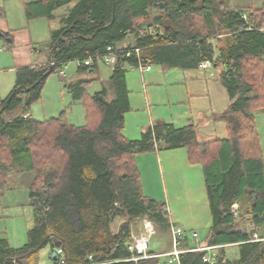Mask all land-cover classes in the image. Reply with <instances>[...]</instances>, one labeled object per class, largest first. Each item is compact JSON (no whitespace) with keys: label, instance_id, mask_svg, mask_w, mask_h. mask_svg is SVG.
<instances>
[{"label":"trees","instance_id":"16d2710c","mask_svg":"<svg viewBox=\"0 0 264 264\" xmlns=\"http://www.w3.org/2000/svg\"><path fill=\"white\" fill-rule=\"evenodd\" d=\"M72 2L66 12L55 13ZM24 9L27 18L46 16L50 21V39L41 44L48 58L15 68L14 89L1 101L0 197L10 187L11 175L31 172L29 198L36 223L21 248L0 239V264H15L22 255L36 264L39 250L47 245H64L59 264H168L164 255L141 257L131 248V229L142 216L159 232L170 229L167 203L144 193L136 157L175 147H185L190 162L203 168L212 214L204 245H218L216 258L223 260L225 247L236 243L240 256L229 258L230 264H264V234L254 240L255 230L247 225L251 221L264 228V160L256 124L257 112L264 111V5L240 8L228 0H31ZM0 39L8 48L14 44L9 30L0 29ZM108 50L117 55L111 65L116 96L107 99L104 90L84 100V123L64 121L62 113L42 120L25 115L41 97L51 72L59 73L70 60H76L80 70L95 69L98 60L106 63L103 54ZM88 58L91 63L85 62ZM205 60L220 70L230 97L228 108L216 115L226 123V137L199 140L195 124L175 128L161 121L140 139L124 136L129 66L190 68ZM82 84L65 82L77 97ZM19 103L23 112L13 114ZM236 202L238 214L233 210ZM117 219L122 221L114 230ZM207 255L208 249H195L180 258L182 264H210L204 260Z\"/></svg>","mask_w":264,"mask_h":264},{"label":"crops","instance_id":"0c3cea01","mask_svg":"<svg viewBox=\"0 0 264 264\" xmlns=\"http://www.w3.org/2000/svg\"><path fill=\"white\" fill-rule=\"evenodd\" d=\"M15 1L17 0L9 3V8L0 10V17L2 15L6 17L9 13L12 15L11 19H7L9 21L6 24L0 25V29L9 30L14 36V44L10 48L7 47L11 52L0 58V70L4 67L14 69V72L16 67L9 64L8 61H11L14 56L16 57L14 49L18 43V38L25 39V48L21 56H26L27 59V62H23L20 66L32 64L33 44L41 46L42 43H46L50 39L49 19L46 16L27 18L24 3L31 0H23L21 3H16L17 5H10ZM72 5L73 2L61 6L55 10V13L62 14ZM61 8L63 10L59 11ZM2 50L0 47V54H2ZM35 51L39 55L45 54L44 58H37L35 63L47 60V47L41 46L36 48ZM148 65H151V67L148 68ZM112 70L111 67L109 77L104 78L97 67L84 71L75 66L70 73L66 74L69 77L67 83L69 81L77 83L84 78L102 79L104 86L95 92L105 90V97L112 99L116 96V90L112 83ZM219 72L218 68L212 69V66L203 67L202 65L190 68L167 66L159 63L129 66L125 72L128 109L124 113V128L122 130L124 136L130 139H140L152 124L161 121L175 128L191 123L195 124L199 140L226 137V123L222 119H218L216 115L228 108L230 97L226 87L220 80ZM14 85L15 78L0 80V104L12 92ZM68 90L72 91L69 88ZM53 108L55 107H45L43 114L48 109L52 110ZM25 115L41 120L46 119L39 118L42 116V111L39 113L38 109H33V107H30ZM83 117L84 120L85 113ZM260 120L264 129V111H259L256 114V124L264 160V135H262ZM136 158L144 193L147 194L145 188H148L150 183L158 185L160 183L165 187L168 194L167 199L164 201L167 203L171 216L170 229L166 231L169 235L170 245L156 252L162 253L173 248L172 226L174 225L184 229L183 244L186 246L185 248L203 246L209 236L212 214L202 165L190 162L185 147L156 148L141 152ZM150 170L152 171L150 172ZM150 174H153V176L148 179ZM32 178L33 174L31 172L11 175L10 187L0 197V239L6 240L8 246L13 249L21 248L28 242V231L36 223V212L29 198L28 185ZM151 197L155 198L154 196ZM139 219L137 218L132 222L131 236H134L137 232L138 225L134 224ZM115 221H118V226L122 219ZM193 231H197L198 241L194 240ZM17 235L18 243L23 241L22 244L12 243L17 241ZM229 246L237 247L234 258H238L240 256L239 244H229L226 247ZM215 249H218V247L210 249L211 251L208 249V256H211L214 252L219 255V252H216ZM52 250L53 248L49 245L41 248L38 252L36 264H59L60 260H53L50 257ZM59 250L61 251V258H63L64 253L61 248ZM147 250L148 252L154 251L149 250V246ZM229 258L231 257L225 253L223 260ZM15 264L32 263L22 255L20 259L16 260Z\"/></svg>","mask_w":264,"mask_h":264},{"label":"rangeland","instance_id":"374dc122","mask_svg":"<svg viewBox=\"0 0 264 264\" xmlns=\"http://www.w3.org/2000/svg\"><path fill=\"white\" fill-rule=\"evenodd\" d=\"M13 0H0V10L2 8H9V3ZM23 0H17L14 3H11L10 5H17L16 3H21ZM229 5L233 6H238V7H261L264 5V0H228ZM5 6V7H4ZM11 9V7H10ZM63 8H61L62 11ZM15 11V10H14ZM58 11V12H59ZM1 12V11H0ZM12 15L11 13L7 14L6 17L2 15L0 17V25L6 24L7 19H11ZM24 42L25 39L23 38H18V43L15 47L16 51V57L14 56L12 60L8 61L10 62L9 64H13L12 66H15L16 68L20 66L23 62H27L26 56H21L22 51H24ZM0 47L3 49L2 54H0V58H3L4 54L10 53L11 51L8 50L7 46L4 44L3 40L0 39ZM33 51H34V56L32 63H35L37 58H44L45 54L39 55L37 51H35L36 48H40L41 46L39 44H33ZM7 62V61H6ZM12 62V63H11ZM112 65V64H111ZM111 65H108L104 63L102 60H98L97 64V69L99 68L100 73L102 77L108 78L110 71H111ZM77 66V61L76 60H70L68 61L64 66L63 69L65 70V73H70L74 67ZM214 67H212L213 69ZM76 70V69H75ZM86 71V70H85ZM65 75H60L58 71L51 72L48 77L46 78L44 82V86L42 89V95L41 97L33 102L31 107L33 109H38L39 113L42 111V116L39 118H48L50 116H59L62 113V119L67 122H73L76 124H82L85 122V119L83 120V116L85 113L84 109V100L90 99V96L99 89H102L104 86V81L102 79L96 78V79H87L84 78L83 84L84 85V90L81 95V97H77L74 95L73 91H69L67 85H64V82L68 81V78ZM7 78H15V72L14 69H9V68H4L0 70V80H6ZM68 83H74V82H68ZM22 98H26L27 95L21 94ZM23 103L17 104V106L12 110L13 114H20L23 110ZM45 107H55L52 110L48 109L44 114V109ZM37 114V113H36ZM260 125H261V131L262 135H264V129L263 125L260 120ZM152 170H150L151 172ZM153 176V174H150L148 179ZM145 191L148 195L154 196L157 198V200H166L168 197L167 191L163 185L159 183H150L148 185V188H145ZM165 198V199H164ZM237 204V209L235 210L236 213L238 214L240 210H238L240 202H236ZM240 209V208H239ZM147 216H142L138 221L135 222L134 225H138L137 232H135V235L132 236V242L131 245L134 247L136 244V240L138 237H140V234L143 233L144 235L148 236L150 232L154 231L149 236V250H163L166 248L167 245H170L169 242V235L165 232H159L156 224L151 221ZM251 221H248L247 225L250 227V229H254L257 231L259 234L260 232L264 234V228L256 227L253 225H249ZM117 223L118 221H114L113 228H117ZM16 242H12L13 244H22L23 241H19L18 243V235L16 237ZM12 244V245H13ZM211 251V250H210ZM216 252H219V249H215ZM235 251H237V247H226L225 248V253L231 257L234 258L236 255H234ZM215 253V252H214ZM162 262L165 261V257L162 256L161 258Z\"/></svg>","mask_w":264,"mask_h":264},{"label":"built area","instance_id":"2783aa9c","mask_svg":"<svg viewBox=\"0 0 264 264\" xmlns=\"http://www.w3.org/2000/svg\"><path fill=\"white\" fill-rule=\"evenodd\" d=\"M109 49H111V47H108ZM129 52H127V54H129ZM103 58L105 60L106 63L108 64H114L116 59H117V55L114 51L108 50L107 53L103 54ZM86 63H91L92 59L88 58L86 61ZM201 65L203 67H209L211 66V61L210 60H205L201 63ZM148 68L151 67V65L147 66ZM60 75H65V70L62 68L59 71ZM237 209V204L233 205V210ZM151 222V221H149ZM249 225H253L258 227L257 225H255L253 222H250ZM154 233V231L150 232L148 236L144 235L143 233L140 234V237L137 238L136 240V244L134 245V247L131 245L130 247L135 249L138 253L141 254V257H148V256H159V255H164L166 256L167 259V263L168 264H182L181 262V258H180V254L184 251L187 250H195V249H212V248H216L218 247V245H204V246H198V247H194V248H184L182 247V243H183V239H184V229L180 226H172V239H173V248L170 251H165L162 253H149L148 252V246H149V236ZM193 238L195 241H198L199 236L197 231H193ZM253 239L254 240H258L261 239L259 234L257 233V231L254 232L253 234ZM59 249V248H58ZM216 253L212 254L211 256H205L204 260L205 261H209L212 262L213 260H216Z\"/></svg>","mask_w":264,"mask_h":264},{"label":"water","instance_id":"95a60500","mask_svg":"<svg viewBox=\"0 0 264 264\" xmlns=\"http://www.w3.org/2000/svg\"><path fill=\"white\" fill-rule=\"evenodd\" d=\"M15 90H19V89H15ZM10 100V97L8 98L7 102ZM4 108L2 107L0 109V112L3 110ZM61 250L62 252L65 254L64 252V245L61 247ZM63 254V255H64ZM61 251L55 247L53 248L51 254H50V257L53 259V260H59L61 258ZM210 264H230L227 260H213Z\"/></svg>","mask_w":264,"mask_h":264}]
</instances>
